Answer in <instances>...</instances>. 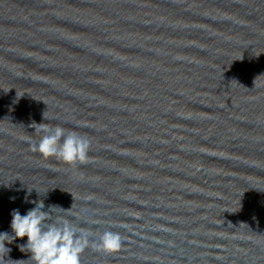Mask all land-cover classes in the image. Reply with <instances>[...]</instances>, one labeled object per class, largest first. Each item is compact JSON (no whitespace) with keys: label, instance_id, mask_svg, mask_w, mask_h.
I'll list each match as a JSON object with an SVG mask.
<instances>
[{"label":"water","instance_id":"95a60500","mask_svg":"<svg viewBox=\"0 0 264 264\" xmlns=\"http://www.w3.org/2000/svg\"><path fill=\"white\" fill-rule=\"evenodd\" d=\"M40 123L87 162L33 151ZM27 188L80 264H264V0H0V232Z\"/></svg>","mask_w":264,"mask_h":264},{"label":"clouds","instance_id":"9594fccd","mask_svg":"<svg viewBox=\"0 0 264 264\" xmlns=\"http://www.w3.org/2000/svg\"><path fill=\"white\" fill-rule=\"evenodd\" d=\"M36 125H39L37 130L43 135L38 143L32 144L33 151L45 158L55 156L69 164L87 162L91 143L89 139L75 132H66L65 128L60 126L49 127L43 123ZM33 189L40 196L37 189L27 188L23 202L32 203L35 206L23 215L19 209H13L10 213L11 233L0 232V264H7V262L17 264L18 261H27L28 264H80V255L89 244V234L79 231L63 218L50 222L52 221L50 209L59 207L49 205V211H45L43 199L29 200L28 196ZM10 199L14 200L15 197ZM25 237L26 242L17 247L22 253H29L28 258L5 259L12 251L6 244L10 245L15 240ZM92 246L98 251L113 253L121 248L122 237L119 233L105 231L98 242H93Z\"/></svg>","mask_w":264,"mask_h":264}]
</instances>
